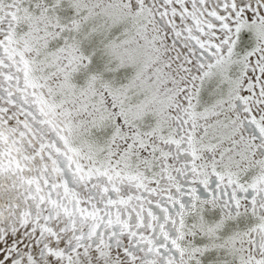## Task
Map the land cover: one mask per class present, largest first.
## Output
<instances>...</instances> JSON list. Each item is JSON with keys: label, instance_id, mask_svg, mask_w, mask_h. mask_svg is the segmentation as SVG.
I'll list each match as a JSON object with an SVG mask.
<instances>
[{"label": "snow or ice", "instance_id": "6c2138e0", "mask_svg": "<svg viewBox=\"0 0 264 264\" xmlns=\"http://www.w3.org/2000/svg\"><path fill=\"white\" fill-rule=\"evenodd\" d=\"M0 264H264V0H0Z\"/></svg>", "mask_w": 264, "mask_h": 264}]
</instances>
